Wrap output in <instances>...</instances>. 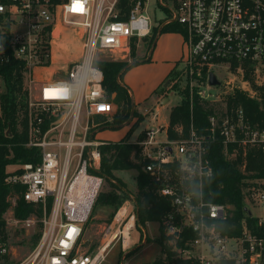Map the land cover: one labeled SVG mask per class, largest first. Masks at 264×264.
I'll return each instance as SVG.
<instances>
[{"label":"built area","instance_id":"obj_1","mask_svg":"<svg viewBox=\"0 0 264 264\" xmlns=\"http://www.w3.org/2000/svg\"><path fill=\"white\" fill-rule=\"evenodd\" d=\"M147 1L137 0L127 18H119L118 0H79L83 11H74L77 0H0V65L24 64L28 104L18 125L26 131V146L40 156L6 178L23 186L24 199L43 210L41 217L23 220L29 226L39 223L40 238L16 264H101L115 243L124 251L134 243L137 206L130 198L104 226L98 250H83L82 237L103 182L99 170L106 143L95 140L94 121L115 113L103 70L95 63L102 53L125 56L149 36ZM171 9L165 21L185 29L187 47L175 73L184 72L191 101L195 95L217 101L216 93L205 88L214 67L243 72L245 65H264V0H173ZM71 33L79 41L73 54ZM56 89L63 92L46 95ZM209 122L207 136L191 123L179 139H171L165 126H147L145 136L133 141L146 161L143 170L171 204L159 228L164 226L173 255L188 264H264V179L246 181L245 201L258 212L247 205L253 221L229 225L239 229L234 233L222 229L232 216L230 206L209 201L203 193V179L214 172L208 141L219 133L226 153L237 143L264 152V126L251 124L242 108L233 115H211ZM236 153L235 148L232 156Z\"/></svg>","mask_w":264,"mask_h":264},{"label":"trees","instance_id":"obj_2","mask_svg":"<svg viewBox=\"0 0 264 264\" xmlns=\"http://www.w3.org/2000/svg\"><path fill=\"white\" fill-rule=\"evenodd\" d=\"M136 1L118 0L116 8L119 18H127ZM167 28L169 29L167 31L177 30L185 34V29L177 22L169 23ZM165 30L162 28V32H165ZM95 64L103 70V86L106 97L107 100L113 102L111 93L123 88L120 80L127 71L126 63L123 61L98 60ZM245 66V72L254 69L253 65ZM23 72L24 64L22 62L12 60L9 63L0 65V78L4 83V91H0V263L9 262L12 256L8 250L10 235L5 220L6 212L13 211L14 217L19 220L28 219L32 215L41 217L43 214V210L39 205L27 202L24 199L23 186L9 183L6 180L9 173L20 171L19 167L16 170H10V166H19L29 162L35 163L40 160L38 149L26 146L28 139L26 131L24 128L20 129L18 125L19 117L21 113L26 111L28 104V93L24 90ZM258 90L260 91L259 98L250 97L239 90L229 94L226 97L227 112L233 115L237 109L242 108L251 124L264 126V91L261 88H258ZM186 95L185 99L180 104L172 107L170 111L168 136L171 139H179L186 135L191 123H193L198 133L207 136L209 134L210 116L220 117L227 113L222 106H218V100H203L195 95L191 101L189 94ZM128 118L129 115L126 110L118 112L113 118V126L123 123ZM140 122L141 120L136 122L132 129L135 130ZM141 134L140 139L145 136V131ZM235 148L237 153L233 157ZM101 151L102 163L99 173L102 176L116 178L117 171L137 170L136 223L144 227L150 221L161 222L171 210V204L169 199L160 195L158 191L159 183L143 170L146 161L141 156L138 144L126 140L117 141L102 146ZM207 157L210 159L214 172L211 177L203 179L204 197L209 201L230 206L229 212L232 213V216L222 226V229L225 233L238 232L239 229L234 230L229 228V225L236 224L240 226L243 219H247L249 222L253 221L247 209L244 188L248 186L247 180L264 179V152L261 149L237 143L230 145L228 153H226L222 136L217 133L215 140L208 141ZM116 188L118 191L109 193L106 202L110 205L119 204L118 209L129 198L123 184L117 183ZM195 189L197 191L199 189L196 184ZM159 231L156 241L159 243L161 250L154 260V264H188L187 261L173 255L167 245L169 237L166 236L164 226H160ZM39 238L40 233L38 240ZM149 241L150 239L146 237V242ZM3 247L7 249L6 252H1ZM134 250L127 252L126 256Z\"/></svg>","mask_w":264,"mask_h":264},{"label":"rangeland","instance_id":"obj_3","mask_svg":"<svg viewBox=\"0 0 264 264\" xmlns=\"http://www.w3.org/2000/svg\"><path fill=\"white\" fill-rule=\"evenodd\" d=\"M145 12L151 18V27L158 24L160 27V23L165 22L172 15V12L165 13L158 0H148L145 4ZM168 24H162V28L166 29L165 32L169 30L167 28ZM158 26L153 28L149 36H147V40L143 38L138 43H134L129 54L122 56L102 53L99 56V59L103 61H123L126 63L127 69L120 81L123 87L122 90L111 93L115 105L113 117H97L94 121L97 125L94 130L95 140L106 141L103 146L117 141L126 140L132 142L140 139L141 133L147 126H165L164 128H169L168 121L172 107L180 104L187 96V93L189 94V99L191 100L192 98L189 88L185 84V79H183L184 72L177 75L174 70H171L167 74L169 68H172L176 63L175 59L181 53H186L187 47L185 45L181 46L180 38L177 35L167 36L166 34H162L154 45L159 31ZM171 32L180 33L177 30ZM78 44L77 37H74L71 33L69 36V54L74 53V46L76 48ZM150 52L151 58H149ZM146 61H150V64H142ZM179 64L180 61L178 62ZM193 69L194 71H200L198 65H194ZM212 72L216 74L221 84L211 86L207 83L205 88L209 92L216 93L215 97L219 102L218 106H222L226 112V97L229 94L239 90L250 97L259 98L260 91L258 88L264 91V65L247 72H241L233 68L226 70L214 67ZM158 82L159 85L155 89ZM0 91H4V83L1 78ZM167 98L168 100H164ZM160 100H163V103ZM133 105L135 108L133 119L126 124L130 119ZM122 110L127 111L129 118L123 123L113 126L114 116ZM227 113L230 114L229 112ZM139 120L141 122L137 128L135 130L132 129ZM94 122L92 121V123ZM18 167L12 165L9 169L16 170ZM115 175L116 178L103 176L102 186L82 237L83 250L86 252L98 250L102 245L104 226L114 218L113 215H115L114 213L119 204L110 205L106 200L109 193L118 191L116 184L120 183L125 186L128 198L131 200H136L138 197L137 170H120ZM118 193L120 194V192ZM246 203L255 212H258L257 207L248 202ZM5 220L10 235L8 250L12 256L9 262L0 264H16L27 257L37 245L40 225L39 223L27 225L23 220L15 218L11 210L6 212ZM159 233L158 222H147L144 227L136 223L135 230L131 233L134 243L130 246L131 248L127 249V252L135 249L134 252L126 256V251L122 252L120 243H115L109 249L101 264H154V260L161 250L159 243L156 241ZM146 237L150 239L149 242H146Z\"/></svg>","mask_w":264,"mask_h":264},{"label":"crops","instance_id":"obj_4","mask_svg":"<svg viewBox=\"0 0 264 264\" xmlns=\"http://www.w3.org/2000/svg\"><path fill=\"white\" fill-rule=\"evenodd\" d=\"M159 2V1H158ZM163 5H161V7H162V9L165 11V13H167V12H172V9H171V5H172V2H173V0H163ZM162 24H164V25H166L167 24V22L165 21V22H161L160 23V27L158 26V25H155V26H158L159 27V31H158V35H157V38H156V41H155V43H154V45L156 44V42H157V40L162 36V34H166L167 36H171V35H177L179 38H180V41H181V46H183V45H185L184 44V34H182V33H174V32H171V31H168V32H162ZM155 26H153L152 27V30H153V28L155 27ZM145 40H147V38H145ZM153 50V49H152ZM152 50H151V52H152ZM187 51V50H186ZM151 52H150V55H149V58H151ZM186 54V53H185ZM184 53H181V55L178 57V58H176L175 59V61H176V63L174 64V66L172 67V68H169V70L167 71V74L169 73V71H171V70H174V72H175V70H176V68H177V66H178V62L181 60V58H183V56L185 55ZM146 63H148V64H150V61H146L145 63H142V64H146ZM121 81V80H120ZM121 83V82H120ZM122 84V83H121ZM158 85H159V82H158V84L156 85V87H155V89L158 87ZM164 100H166V99H164ZM161 101V103H163V100H160ZM112 102V101H111ZM169 116H170V114H169ZM98 117H102V116H98ZM97 118V117H96ZM168 123H169V121H168ZM146 128V127H145ZM102 142H105L106 143V141H102ZM133 142V141H132ZM131 248V247H130ZM122 252H125L123 249H122ZM126 253H127V250H126ZM125 253V254H126Z\"/></svg>","mask_w":264,"mask_h":264},{"label":"water","instance_id":"obj_5","mask_svg":"<svg viewBox=\"0 0 264 264\" xmlns=\"http://www.w3.org/2000/svg\"><path fill=\"white\" fill-rule=\"evenodd\" d=\"M208 82H209V84L211 86H217V85L221 84V81L219 80V78L216 76V74L214 72H210L209 73ZM166 100H168V98ZM134 113H135V108H134V105H133L130 119H129V121L126 124H128L133 119Z\"/></svg>","mask_w":264,"mask_h":264},{"label":"snow or ice","instance_id":"obj_6","mask_svg":"<svg viewBox=\"0 0 264 264\" xmlns=\"http://www.w3.org/2000/svg\"><path fill=\"white\" fill-rule=\"evenodd\" d=\"M74 11H83V7H82V4L79 3V0H77V3L74 7ZM49 92H59V93H62L63 90H60V89H56V90H46V95H48ZM75 230L73 229L72 232H74ZM69 235H71V232L69 233Z\"/></svg>","mask_w":264,"mask_h":264},{"label":"bare ground","instance_id":"obj_7","mask_svg":"<svg viewBox=\"0 0 264 264\" xmlns=\"http://www.w3.org/2000/svg\"><path fill=\"white\" fill-rule=\"evenodd\" d=\"M122 213V212H121Z\"/></svg>","mask_w":264,"mask_h":264}]
</instances>
